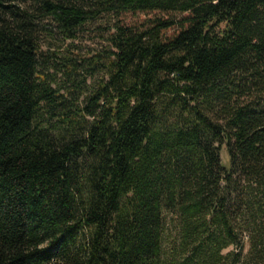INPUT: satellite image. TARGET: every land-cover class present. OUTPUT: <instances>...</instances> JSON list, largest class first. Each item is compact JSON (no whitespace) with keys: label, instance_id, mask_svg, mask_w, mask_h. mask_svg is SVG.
Here are the masks:
<instances>
[{"label":"trees","instance_id":"obj_1","mask_svg":"<svg viewBox=\"0 0 264 264\" xmlns=\"http://www.w3.org/2000/svg\"><path fill=\"white\" fill-rule=\"evenodd\" d=\"M129 11L186 16L117 22L66 110L40 22L74 39ZM263 221L264 0H0V264H262Z\"/></svg>","mask_w":264,"mask_h":264},{"label":"rangeland","instance_id":"obj_2","mask_svg":"<svg viewBox=\"0 0 264 264\" xmlns=\"http://www.w3.org/2000/svg\"><path fill=\"white\" fill-rule=\"evenodd\" d=\"M175 17L178 20L186 15L175 13H161L158 11H137L124 12L119 17L105 15L95 21L83 25L74 39H65L57 29L55 23L50 19H44L40 22V43L42 51H54L58 56L47 59L46 56H40V71L46 76V84L55 90H60L68 97V108L73 109L83 104L85 97L93 91L97 81L105 75L103 65H95L94 60L104 51L111 50L109 41L113 32L114 25L118 22L122 25L134 26L136 28H146L152 19L156 17ZM180 26L175 25L162 32L163 39H171L177 35ZM64 57H70L78 62L77 73L70 75L66 73L63 67ZM56 58V59H55ZM57 61V62H56ZM70 93V94H68ZM57 112L53 113L47 108L40 113L39 124L47 126L53 133H58ZM69 133V132H68ZM221 158L224 163L228 161L226 147L221 149ZM264 230V221L261 224ZM255 237V236H254ZM243 256H251L254 238L249 233H244ZM233 250V247L224 252ZM264 264V257L262 259Z\"/></svg>","mask_w":264,"mask_h":264}]
</instances>
